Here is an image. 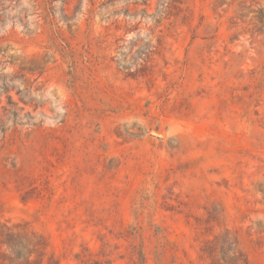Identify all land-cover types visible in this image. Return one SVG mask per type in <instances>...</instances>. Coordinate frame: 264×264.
Instances as JSON below:
<instances>
[{
    "label": "rangeland",
    "instance_id": "374dc122",
    "mask_svg": "<svg viewBox=\"0 0 264 264\" xmlns=\"http://www.w3.org/2000/svg\"><path fill=\"white\" fill-rule=\"evenodd\" d=\"M107 1L0 0V264H264V0Z\"/></svg>",
    "mask_w": 264,
    "mask_h": 264
},
{
    "label": "trees",
    "instance_id": "16d2710c",
    "mask_svg": "<svg viewBox=\"0 0 264 264\" xmlns=\"http://www.w3.org/2000/svg\"><path fill=\"white\" fill-rule=\"evenodd\" d=\"M121 1H125V0H108L106 2V4H104V6H106L108 4L121 2ZM129 1H132V0H129ZM134 1H139V2H141L142 5H146L148 0H134ZM170 2H172V0H159L158 5H157V9L160 8L162 10H167L169 8V6H170ZM135 4H137V3H135ZM141 12H142V14H146L145 10H142ZM125 13H127V12H125Z\"/></svg>",
    "mask_w": 264,
    "mask_h": 264
}]
</instances>
